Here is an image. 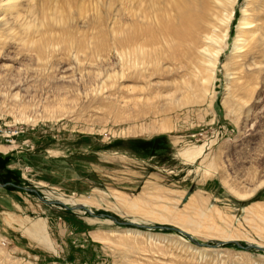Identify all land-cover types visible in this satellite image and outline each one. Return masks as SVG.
<instances>
[{
    "label": "rangeland",
    "instance_id": "374dc122",
    "mask_svg": "<svg viewBox=\"0 0 264 264\" xmlns=\"http://www.w3.org/2000/svg\"><path fill=\"white\" fill-rule=\"evenodd\" d=\"M232 8L212 75L186 43L154 71L119 65L111 32L142 22L132 0H0V28L14 24L0 36V194L16 214L4 222L18 224L0 222V264H264L261 250L205 245L233 235L264 248V0ZM254 25L263 29L242 56L237 41ZM62 38L86 40L85 53H67ZM11 128L24 130L13 144L2 137ZM178 215L199 219L184 229L192 240ZM38 219L47 244L24 225Z\"/></svg>",
    "mask_w": 264,
    "mask_h": 264
},
{
    "label": "bare ground",
    "instance_id": "6f19581e",
    "mask_svg": "<svg viewBox=\"0 0 264 264\" xmlns=\"http://www.w3.org/2000/svg\"><path fill=\"white\" fill-rule=\"evenodd\" d=\"M7 6V10L17 12V10H15L18 6L17 4L9 3ZM132 8L139 12V17L142 22L139 24V18H136V22L132 23L131 26L126 27L119 24L115 27L114 31L111 32L115 35L112 39V48L114 54L118 55L119 65L124 66L122 65L125 62L124 59L128 58L129 60L126 64H133L135 61H140L139 64L137 63L138 66L141 65L143 68H147L150 65V70L154 71L160 63L173 61L176 54L180 56L182 50L180 51L178 49L176 46L178 44L176 43H180V45L186 43L190 46H194L201 53V61L197 67L199 71L214 75L218 57L226 43L228 27L234 13L232 0H230V2H227V0H132ZM12 12L10 15H13ZM135 14L137 15V13ZM12 18L11 20H15L17 16L15 15ZM8 21L9 20L5 19V22L1 23L2 28H0V36L7 35L11 31L14 24ZM248 24L251 25L250 22ZM257 29L261 32L263 28L261 25L251 26L245 31L247 32L245 34L246 37L245 35H242L243 38L242 36L239 37L240 39L237 41L239 43L236 49L241 47L242 56H250L254 44L251 46L253 47L251 49L247 42L248 40L254 43L256 42L255 33ZM83 42H86V40H71L68 38H62L60 40L62 49L67 53L74 54V56L85 53L87 44ZM104 42L105 39H100V44L98 46H101ZM43 44L46 45L47 48H51L52 46V43L46 40H44ZM178 50L180 52H178ZM41 52L42 51L37 50L38 54H41ZM187 52L184 51L182 55L188 57ZM202 153L203 147L201 146L191 150H185L182 155L186 161H192ZM57 198L65 205L77 207H84L85 205L76 200L73 201L70 198H64L62 196H58ZM133 207L135 206H129L130 209ZM169 212L166 214H170ZM150 215V213H147V216ZM195 216L201 218L203 214L197 213ZM160 218L164 221L168 219L162 214H160ZM197 218L194 219L193 217L178 215L172 217V220L174 221L173 223L181 227L180 229L182 231L186 232L185 230L188 229L187 227L197 225V220H199ZM218 231L220 230L217 229V234ZM27 233L32 241L39 244L49 243L45 236L44 224L41 222L34 221V223L29 224ZM218 236L222 237L223 235ZM227 236L220 239L230 240V237H234L230 235V237L227 238Z\"/></svg>",
    "mask_w": 264,
    "mask_h": 264
},
{
    "label": "water",
    "instance_id": "95a60500",
    "mask_svg": "<svg viewBox=\"0 0 264 264\" xmlns=\"http://www.w3.org/2000/svg\"><path fill=\"white\" fill-rule=\"evenodd\" d=\"M34 191V190H33ZM35 192V191H34ZM54 203L56 204H62L64 205L63 203L59 202V201H54ZM66 209H71L69 207H66ZM78 209L80 210H85L87 213H89L90 215H93V213L89 210V209H85V207L83 206H78L77 207ZM116 223H119V222H116ZM119 224L121 225H129V224H132V225H135L137 228H144V229H163V230H169L170 228L168 227H163V226H153V227H149V226H144V225H139L135 222H131V221H128V222H120ZM178 232H180L181 234H183L185 237H187L189 240H192V238L184 231H181V230H177ZM225 242H233L234 245H236L237 247L239 248H243V249H254V250H261V251H264V248L260 247V246H257V245H248L246 247H242L241 245L235 243L234 241L232 240H229V241H220L214 245H208V244H205L207 247H218L220 245H223ZM194 244L196 246H203L201 243H198V242H194Z\"/></svg>",
    "mask_w": 264,
    "mask_h": 264
},
{
    "label": "crops",
    "instance_id": "0c3cea01",
    "mask_svg": "<svg viewBox=\"0 0 264 264\" xmlns=\"http://www.w3.org/2000/svg\"><path fill=\"white\" fill-rule=\"evenodd\" d=\"M19 188L22 189V187H19ZM7 201H8L7 200V196L6 195L2 196L0 194V222H1V225H4L5 228L8 229L11 232H18L17 231L18 229L15 228L16 226H18L17 223L12 222L11 224H8L7 222H4V219L8 220L9 214H11V211H12V208H11V206L9 205V203ZM11 215H12L11 216L12 218H16V214H11ZM44 220H45L46 223L50 222L49 221L50 219L48 217H46ZM2 221L5 224H3ZM40 221H41V219H38L36 222H40ZM29 224H32V223H24L25 226H28ZM59 230H62V227H60Z\"/></svg>",
    "mask_w": 264,
    "mask_h": 264
},
{
    "label": "built area",
    "instance_id": "2783aa9c",
    "mask_svg": "<svg viewBox=\"0 0 264 264\" xmlns=\"http://www.w3.org/2000/svg\"><path fill=\"white\" fill-rule=\"evenodd\" d=\"M23 131L19 128L7 129L5 132L2 131V137L4 138V141L13 144L15 142L14 139L18 138ZM4 244L5 242H2V245Z\"/></svg>",
    "mask_w": 264,
    "mask_h": 264
}]
</instances>
